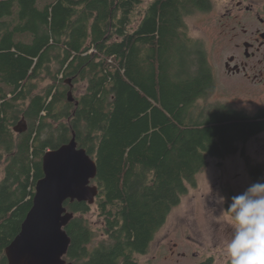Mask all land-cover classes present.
<instances>
[{"label": "trees", "instance_id": "1", "mask_svg": "<svg viewBox=\"0 0 264 264\" xmlns=\"http://www.w3.org/2000/svg\"><path fill=\"white\" fill-rule=\"evenodd\" d=\"M212 8V0H0V264L32 207L45 152L74 132L97 162L99 188L93 204L65 203L75 213L65 258L75 264H141L136 255L210 158L242 152L253 183L264 182V161L245 148L264 132V108L249 116L200 103L216 80L186 19ZM92 205L105 235L97 244L85 216Z\"/></svg>", "mask_w": 264, "mask_h": 264}, {"label": "rangeland", "instance_id": "2", "mask_svg": "<svg viewBox=\"0 0 264 264\" xmlns=\"http://www.w3.org/2000/svg\"><path fill=\"white\" fill-rule=\"evenodd\" d=\"M212 1L210 11L197 12L186 19L190 36L201 40L206 47L216 80L215 90L200 103L220 102L246 115H255L264 108V78L228 76L224 64L231 54L241 52L237 45L255 30L259 23L258 11L264 18V0ZM246 5H252L253 9L247 10ZM242 28L250 32L244 34ZM85 88V82L76 84L73 95L80 96ZM245 148L252 161L263 162L264 132L247 141ZM5 163L2 161L0 165V179L4 177ZM252 183L250 167L242 152L225 158H210L208 165L196 176L195 186L189 185L188 192L156 233L149 251L136 255L139 262L230 264L225 245L232 229L221 212L227 209L232 196L242 193ZM218 195L225 197L222 204L217 200ZM85 216L96 232L94 244H97L105 235L96 205H92Z\"/></svg>", "mask_w": 264, "mask_h": 264}, {"label": "water", "instance_id": "3", "mask_svg": "<svg viewBox=\"0 0 264 264\" xmlns=\"http://www.w3.org/2000/svg\"><path fill=\"white\" fill-rule=\"evenodd\" d=\"M68 97L70 101L75 99L72 89ZM26 129L25 119L14 127L18 133ZM43 171L32 207L19 233L6 247L8 264H75L65 258L71 244L66 227L75 216L65 203L95 202L99 188L92 180L98 174L97 162L79 146L74 132L69 142L45 152Z\"/></svg>", "mask_w": 264, "mask_h": 264}, {"label": "clouds", "instance_id": "4", "mask_svg": "<svg viewBox=\"0 0 264 264\" xmlns=\"http://www.w3.org/2000/svg\"><path fill=\"white\" fill-rule=\"evenodd\" d=\"M217 200L222 204L225 197L218 195ZM221 213L232 229L225 245L230 264H264V182L232 196Z\"/></svg>", "mask_w": 264, "mask_h": 264}, {"label": "flooded vegetation", "instance_id": "5", "mask_svg": "<svg viewBox=\"0 0 264 264\" xmlns=\"http://www.w3.org/2000/svg\"><path fill=\"white\" fill-rule=\"evenodd\" d=\"M241 4L242 1H239V5ZM246 9L251 10L253 7L246 5ZM257 18L259 23L255 30L237 45L241 52L231 54L225 61L224 66L228 76H244L247 79L264 78V18L260 16V11ZM243 32L248 34L250 30L244 28ZM71 87L74 88V85Z\"/></svg>", "mask_w": 264, "mask_h": 264}, {"label": "bare ground", "instance_id": "6", "mask_svg": "<svg viewBox=\"0 0 264 264\" xmlns=\"http://www.w3.org/2000/svg\"><path fill=\"white\" fill-rule=\"evenodd\" d=\"M96 200V199H95Z\"/></svg>", "mask_w": 264, "mask_h": 264}]
</instances>
